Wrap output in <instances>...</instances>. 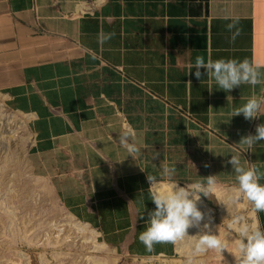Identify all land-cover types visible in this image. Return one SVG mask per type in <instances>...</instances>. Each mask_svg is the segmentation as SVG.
I'll use <instances>...</instances> for the list:
<instances>
[{
	"label": "crops",
	"instance_id": "obj_1",
	"mask_svg": "<svg viewBox=\"0 0 264 264\" xmlns=\"http://www.w3.org/2000/svg\"><path fill=\"white\" fill-rule=\"evenodd\" d=\"M197 56L248 58L264 72V0H0V95L29 125L30 172L125 257L177 255L176 242L148 251L138 240L154 207L146 175L174 165L181 184L215 174L235 189L231 155L264 171V142L238 143L264 122V105L252 120L231 117L264 96V78L226 93L203 67L199 80L187 73ZM128 127L144 147L136 159L115 142Z\"/></svg>",
	"mask_w": 264,
	"mask_h": 264
},
{
	"label": "rangeland",
	"instance_id": "obj_2",
	"mask_svg": "<svg viewBox=\"0 0 264 264\" xmlns=\"http://www.w3.org/2000/svg\"><path fill=\"white\" fill-rule=\"evenodd\" d=\"M31 142L25 118L7 107L0 95V264H235L236 216L257 222V213L245 200H233L235 189L227 191L228 209L212 194L201 198L198 206L210 207L213 231L229 244L222 256L214 251L191 255L187 240L177 241V255L171 259H131L104 245L83 225L75 222L63 208L45 181L35 179L29 168ZM245 204H242V203ZM190 234L197 229H189Z\"/></svg>",
	"mask_w": 264,
	"mask_h": 264
},
{
	"label": "clouds",
	"instance_id": "obj_3",
	"mask_svg": "<svg viewBox=\"0 0 264 264\" xmlns=\"http://www.w3.org/2000/svg\"><path fill=\"white\" fill-rule=\"evenodd\" d=\"M229 22L225 27L230 31V39L235 40L239 35L240 18L233 16L226 18ZM110 34L101 36V41L107 40ZM201 67L205 70L206 77L215 83V89L226 93L242 84L257 85L264 78V72L259 65H253L248 58L221 57L215 60L197 56L194 62L188 65L198 80L201 78ZM195 69L194 71H192ZM213 88H209L211 91ZM264 105V96H251L242 105L232 110V116L242 114L246 120L260 117ZM135 132L128 127L117 134L115 142L124 148L127 156L133 159L141 156L143 145L135 141ZM264 142V122L258 123L255 131L244 134L238 143L252 151L254 146ZM158 156L153 152L152 158ZM231 165L236 182L233 200L247 201L255 213L264 212V171L255 164L248 166L241 164L237 156L231 155L227 161ZM205 167L208 165L205 164ZM176 174L174 165H165L159 174L146 175L149 182L148 192L154 207L145 206L142 216H146L144 229L138 234V240L145 249L152 251L157 243L187 240L191 255L205 254L214 251L217 255L228 251L229 244L220 235L218 230L211 227L210 212H205L198 206L201 198H209L217 190L215 174L204 176L203 180H194L186 184L177 182L173 177ZM161 178H167L161 182ZM142 192V190H141ZM235 225L234 249L236 252L235 264H264V227L259 222L249 223L245 218L236 216L229 227ZM197 229L190 234L189 229Z\"/></svg>",
	"mask_w": 264,
	"mask_h": 264
},
{
	"label": "bare ground",
	"instance_id": "obj_4",
	"mask_svg": "<svg viewBox=\"0 0 264 264\" xmlns=\"http://www.w3.org/2000/svg\"><path fill=\"white\" fill-rule=\"evenodd\" d=\"M213 195L216 197V199L220 200L221 203H222V206H221V213H225L228 209V202H227V198L229 197L228 194H227V191L225 190H221L219 189V187H217V190L215 193H213ZM242 204H245L244 202ZM207 212H210V215H211V219H212V216L214 215V212L213 210L209 207L207 209Z\"/></svg>",
	"mask_w": 264,
	"mask_h": 264
}]
</instances>
